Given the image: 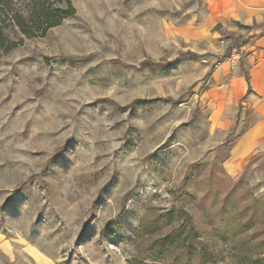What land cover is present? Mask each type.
<instances>
[{"label":"rangeland","instance_id":"374dc122","mask_svg":"<svg viewBox=\"0 0 264 264\" xmlns=\"http://www.w3.org/2000/svg\"><path fill=\"white\" fill-rule=\"evenodd\" d=\"M72 3L73 16L32 38L0 22V264H132L165 232L142 223L161 215L169 229L193 219L210 264H250L216 232L219 208L198 201L260 199L264 183L230 177L245 183L234 188L197 165L247 128L213 130L200 99L233 49L248 69L259 27L218 24L212 0Z\"/></svg>","mask_w":264,"mask_h":264},{"label":"trees","instance_id":"16d2710c","mask_svg":"<svg viewBox=\"0 0 264 264\" xmlns=\"http://www.w3.org/2000/svg\"><path fill=\"white\" fill-rule=\"evenodd\" d=\"M75 13L72 0H0V22L9 21L11 26L28 38L37 36L38 32L43 35ZM0 44L5 48V34L2 28H0ZM14 47L16 45L11 44L6 51ZM221 154V150L218 151L211 165L197 166L218 168V177L228 178L234 188L245 184L232 182L224 169L230 154ZM220 195L219 192L205 193L199 199L198 206L203 208L209 203L210 207H218L219 209L213 214L216 232L236 253L251 251L253 256L250 264H264L262 258L264 256V196L257 199L249 190L245 191L242 197H236L233 191L223 197ZM230 202L235 206L229 208ZM181 211L186 215L183 209ZM170 222L169 215H161L142 223L140 231L144 234L155 230L165 232L153 239L144 251H140L141 257L136 258L132 264H210L214 255L199 240L193 219L189 222L185 221L186 223L178 229H169ZM186 227H189V231L188 236L184 238L182 230Z\"/></svg>","mask_w":264,"mask_h":264},{"label":"crops","instance_id":"0c3cea01","mask_svg":"<svg viewBox=\"0 0 264 264\" xmlns=\"http://www.w3.org/2000/svg\"><path fill=\"white\" fill-rule=\"evenodd\" d=\"M212 8L213 17L224 27L239 23L260 29L246 60L248 69L239 62L230 70L226 63L212 75V68L214 88L200 101L211 111L213 130L228 131L246 122L224 164L227 174L251 185L264 183V0H212Z\"/></svg>","mask_w":264,"mask_h":264},{"label":"built area","instance_id":"2783aa9c","mask_svg":"<svg viewBox=\"0 0 264 264\" xmlns=\"http://www.w3.org/2000/svg\"><path fill=\"white\" fill-rule=\"evenodd\" d=\"M241 56H242L241 50L235 48L230 52L229 56L226 59V63L232 67H235L236 64L240 62Z\"/></svg>","mask_w":264,"mask_h":264}]
</instances>
